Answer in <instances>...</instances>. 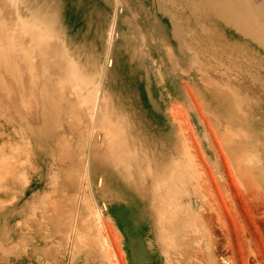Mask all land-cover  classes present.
<instances>
[{
	"label": "rangeland",
	"instance_id": "rangeland-1",
	"mask_svg": "<svg viewBox=\"0 0 264 264\" xmlns=\"http://www.w3.org/2000/svg\"><path fill=\"white\" fill-rule=\"evenodd\" d=\"M258 43L264 0H0V264H264V120L225 128ZM118 122L170 160L127 197L93 165Z\"/></svg>",
	"mask_w": 264,
	"mask_h": 264
},
{
	"label": "bare ground",
	"instance_id": "bare-ground-1",
	"mask_svg": "<svg viewBox=\"0 0 264 264\" xmlns=\"http://www.w3.org/2000/svg\"><path fill=\"white\" fill-rule=\"evenodd\" d=\"M93 6H95V5H93ZM95 8L98 11L97 6H95ZM184 9H185V7H183V6H177L176 7V13H174L173 15L170 14V20L173 24L175 22V18H177V20L180 21L181 27H187L189 25L190 13L185 12ZM235 23L236 22L234 19V24ZM260 49H264V46L261 45L260 43H258V49L257 50H260ZM257 53L262 54L264 56V52L257 51ZM260 72L261 71L258 69V71L252 76L253 81L256 82V83H254V85L256 86V89H257L256 92L258 93L259 96L257 98H254V99H250L249 100V106H247V101H244L243 97L240 98L241 100H239V109H238L237 113L235 114L236 119H234V116H233V118L230 116L231 118H228L226 120L225 128H226L227 133H228V131H230V132L233 131L234 130V129L232 130L233 124H236L237 125L236 130L239 131V133H241L239 135H242V133L245 134V132H243L245 126L247 127V130H248V129L255 128L256 124H258V125L260 124L259 122H255L256 116H257L259 121L262 122L264 120V113H261V112H264V107L260 111L258 108L255 107V106H264V101L262 100V97H264L263 96L264 95V73H263V71H262V73H260ZM115 74H118V80L122 83V85L120 86V89L122 91H126L128 94L130 91L135 90L133 83H131V74H130L129 70L127 69V65H124L122 70L116 71ZM63 89H65V87ZM244 91H245L244 85L241 84L240 96H243L245 94ZM258 98H260V101L263 103L259 102ZM227 109H228V111H230L232 109V104H229L227 106ZM104 116H105V114H104ZM112 117L113 118L111 121H113V120L115 121V119H117V117H115V115ZM103 120H105L103 124L108 123V121L105 117ZM101 124H100V126H101ZM111 125L112 126H109L108 129H105L106 126H104V125L101 126L105 129L103 132L104 133L103 138L106 139V142H107V140L109 142L112 141L113 146L119 147L122 150H124V155L120 156V154L115 155L114 153H111L112 150L110 151L111 146H110L109 142H107L108 144L106 146L104 145L105 146L104 149H102V145H97V146L95 145L96 147H101V150H100L101 153H100V156L98 158H95L93 160V165L96 169H98L99 166L103 169L101 171L103 172L104 175H106L108 177V181H109L108 188H109V190H116L115 194H117L118 196H121V197L126 196L127 197V195L130 196V194H133V195L135 194V192L133 193V190L130 187L133 185V182H134L136 177H132L131 173L138 170L139 166L142 164L141 163L142 161H147V162L152 161V162H154L155 166L162 167L163 163H165V162H167V164H170V160L165 161V160H162L159 157L155 156V153H153L154 142H149L148 136L145 133H144L145 137H146L145 147H143V149H141L137 146H131L132 144L130 145V142L126 138V134H124V132L122 130V124L120 122H118V125H115L113 123H111ZM234 133L236 135H238V133H236V131ZM130 136L132 137V133ZM109 151H110V155L112 156L111 158H109V156H110ZM138 155H143V156L140 159H133L132 158V156H138ZM253 161H256V160H253ZM254 164H257V161ZM115 183H116V185H115ZM256 197L258 198V196H256ZM258 200H259V198H258ZM161 209H163V207ZM155 211H156V209H155ZM172 214H173V212H172ZM164 219L165 218L163 217V215L160 214L158 216V220L156 219V221L154 222L156 227H157L156 232L160 233L161 230H164V228H163V226L165 224ZM181 236H183V234ZM208 242L210 243V241H208ZM144 244H145L144 245L145 251L150 253L152 251L150 244L149 243H144ZM141 248H143V247H141ZM130 255H131V260H133V248L130 250Z\"/></svg>",
	"mask_w": 264,
	"mask_h": 264
}]
</instances>
